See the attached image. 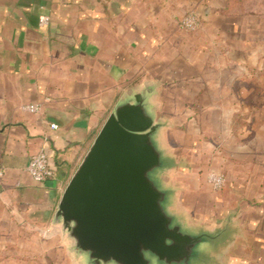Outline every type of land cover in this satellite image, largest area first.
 <instances>
[{
  "label": "crops",
  "instance_id": "1",
  "mask_svg": "<svg viewBox=\"0 0 264 264\" xmlns=\"http://www.w3.org/2000/svg\"><path fill=\"white\" fill-rule=\"evenodd\" d=\"M223 5L224 0H0V251L45 252L56 244L35 235L49 230L66 184L115 104L141 87L154 65L159 82L176 80L164 75L174 73L179 19L194 11L205 24L218 25L210 16L223 17ZM221 83L212 84L226 89ZM27 104L41 110L22 111ZM215 104L226 101L220 97ZM42 147L54 175L36 183L26 168ZM239 148V166L227 177L221 199L229 239L214 261L264 264V140H245Z\"/></svg>",
  "mask_w": 264,
  "mask_h": 264
},
{
  "label": "rangeland",
  "instance_id": "2",
  "mask_svg": "<svg viewBox=\"0 0 264 264\" xmlns=\"http://www.w3.org/2000/svg\"><path fill=\"white\" fill-rule=\"evenodd\" d=\"M190 13L197 25L188 30L181 21ZM221 16L214 12L210 17L220 23L208 25L194 11L186 12L176 27L174 73L162 74L176 80L159 82L157 65L144 75L156 86L153 111L156 122L165 125L161 142L176 164L167 182L178 191L176 208L196 229L224 227L221 199L227 177L239 166L235 154L245 140H264V0H239L229 14L224 0ZM203 81L210 84L201 88ZM220 97L226 105L215 104ZM210 174L224 179L221 189L208 182ZM35 236L56 244L45 252L2 249L0 264H78L59 235Z\"/></svg>",
  "mask_w": 264,
  "mask_h": 264
},
{
  "label": "water",
  "instance_id": "3",
  "mask_svg": "<svg viewBox=\"0 0 264 264\" xmlns=\"http://www.w3.org/2000/svg\"><path fill=\"white\" fill-rule=\"evenodd\" d=\"M155 90L145 81L118 100L61 194L46 236L59 235L78 264H213L229 239L176 208Z\"/></svg>",
  "mask_w": 264,
  "mask_h": 264
},
{
  "label": "built area",
  "instance_id": "4",
  "mask_svg": "<svg viewBox=\"0 0 264 264\" xmlns=\"http://www.w3.org/2000/svg\"><path fill=\"white\" fill-rule=\"evenodd\" d=\"M181 25L188 30L194 29L197 25L196 15L190 13L182 19ZM21 110L35 114L41 110V106L37 104H27L21 106ZM51 128L55 130L57 126L51 125ZM26 170L31 179L36 183L44 182L53 177L54 170L51 166L50 156L46 147L40 148L38 152L31 156ZM207 180L215 189H221L224 186V179L219 175L210 174Z\"/></svg>",
  "mask_w": 264,
  "mask_h": 264
},
{
  "label": "trees",
  "instance_id": "5",
  "mask_svg": "<svg viewBox=\"0 0 264 264\" xmlns=\"http://www.w3.org/2000/svg\"><path fill=\"white\" fill-rule=\"evenodd\" d=\"M238 3L239 0H225V12L229 14Z\"/></svg>",
  "mask_w": 264,
  "mask_h": 264
}]
</instances>
